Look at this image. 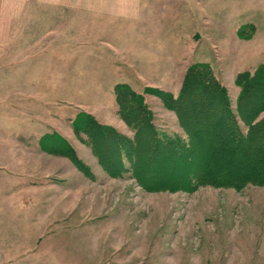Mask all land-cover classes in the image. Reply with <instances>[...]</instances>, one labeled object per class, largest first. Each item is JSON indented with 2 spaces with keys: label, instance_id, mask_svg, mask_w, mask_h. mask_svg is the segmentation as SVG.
Segmentation results:
<instances>
[{
  "label": "rangeland",
  "instance_id": "1",
  "mask_svg": "<svg viewBox=\"0 0 264 264\" xmlns=\"http://www.w3.org/2000/svg\"><path fill=\"white\" fill-rule=\"evenodd\" d=\"M6 1L0 264H264V184L153 191L137 174L138 161L149 168L171 156L172 175L196 177L179 156L189 134L163 99L180 95L194 65L210 67L234 125L248 133L239 79L264 66V0H140L133 19L122 18V0ZM122 85L152 113L147 129L123 118ZM87 116L114 131L95 149L73 127Z\"/></svg>",
  "mask_w": 264,
  "mask_h": 264
},
{
  "label": "trees",
  "instance_id": "2",
  "mask_svg": "<svg viewBox=\"0 0 264 264\" xmlns=\"http://www.w3.org/2000/svg\"><path fill=\"white\" fill-rule=\"evenodd\" d=\"M239 81L242 84L239 116L248 129L246 135L238 131L237 125H234L235 117L231 113L226 91L212 75L208 65L198 64L189 69L182 91L177 98L164 96L163 99L168 107L175 110L180 123L189 134V143L181 149L179 156L189 161L184 159V162L187 163L184 164L183 169H188V172L190 171L193 177H196L193 179L188 176L184 181L181 177L172 175L170 166L174 161L170 159L171 156L162 157L161 160L153 159V164L149 168L147 167L148 161L141 160L137 164L144 165V167L137 174L140 183L146 189L153 191L193 190L202 183L234 187H243L248 183L264 184V118L254 122L264 112V66H261L254 74L246 73ZM117 94L123 118L130 125L135 121L138 123L139 129H147L145 127L151 122L152 113L144 104L143 98L126 85L119 87ZM73 127L76 131H82L89 135L94 149L98 142H104V137L114 134L111 128L106 129L96 124L93 118L88 116L84 121L77 117L73 121ZM155 135L156 133L153 131V135H151L153 140ZM254 138L259 143L253 148L255 154L252 157L244 158L243 156L248 148H251ZM116 139L119 140V138ZM122 139L123 145L124 141L128 139L124 136ZM173 142L172 144L176 145L174 140ZM252 145L254 146V143ZM124 146L122 147L124 148ZM151 146L150 153L157 157L159 155L158 148L161 146L160 141L155 139ZM127 149L131 151L133 148L130 146ZM139 150L138 145L137 153ZM133 151L132 155L135 153L134 149ZM70 157L78 163L73 154ZM207 158H211L212 161L207 162ZM100 159L101 163H104L103 165L110 163L108 157ZM166 164L169 166H165ZM252 164L256 171L246 167ZM193 166L195 167L190 169ZM165 168L167 169L165 170ZM148 170L154 171L156 174L148 178L146 175ZM172 171L175 172V167ZM221 171L227 172L225 177L220 175Z\"/></svg>",
  "mask_w": 264,
  "mask_h": 264
},
{
  "label": "crops",
  "instance_id": "3",
  "mask_svg": "<svg viewBox=\"0 0 264 264\" xmlns=\"http://www.w3.org/2000/svg\"><path fill=\"white\" fill-rule=\"evenodd\" d=\"M3 1L4 0H2V1L0 0V3H2ZM18 1L20 2L21 0H9V1H6L5 3H7V2L15 3ZM23 1H24V3H26L25 2L26 0H22V3H23ZM67 2H68V0H55V1L50 0L49 1V3H56V4L67 3ZM69 3H71V2H69ZM118 3H121V2H118ZM87 4H94V3L88 2ZM139 5H140V0H122V18H128V19L137 18L138 17L137 13H139ZM88 8H90V7H88ZM1 12H2V14L5 13V12L1 11V7H0V14H1ZM3 25L4 24H2V32H3ZM0 36L5 37V31L3 34H1V30H0Z\"/></svg>",
  "mask_w": 264,
  "mask_h": 264
}]
</instances>
